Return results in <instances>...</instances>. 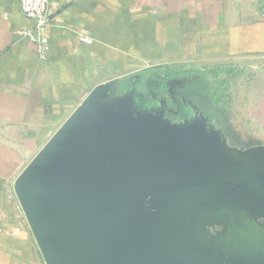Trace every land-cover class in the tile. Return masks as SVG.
<instances>
[{
  "label": "crops",
  "instance_id": "crops-1",
  "mask_svg": "<svg viewBox=\"0 0 264 264\" xmlns=\"http://www.w3.org/2000/svg\"><path fill=\"white\" fill-rule=\"evenodd\" d=\"M261 7V0L53 3L51 48L42 62L36 46L19 34L34 27L20 0H0V264H45L15 183L98 86L116 81L121 92L162 97L171 72L176 99L195 102L190 81L196 71L228 67L221 72L233 75L210 100H225L235 88V102L264 132Z\"/></svg>",
  "mask_w": 264,
  "mask_h": 264
},
{
  "label": "water",
  "instance_id": "water-1",
  "mask_svg": "<svg viewBox=\"0 0 264 264\" xmlns=\"http://www.w3.org/2000/svg\"><path fill=\"white\" fill-rule=\"evenodd\" d=\"M133 93L116 81L98 86L17 179L15 194L45 264H226L168 247L161 217L187 198L247 194L245 177L263 187L264 153L244 163L209 148V169L179 168L165 144L160 152L124 127L132 113L123 104ZM189 125L205 129L197 118ZM206 141L212 147L215 140Z\"/></svg>",
  "mask_w": 264,
  "mask_h": 264
},
{
  "label": "rangeland",
  "instance_id": "rangeland-1",
  "mask_svg": "<svg viewBox=\"0 0 264 264\" xmlns=\"http://www.w3.org/2000/svg\"><path fill=\"white\" fill-rule=\"evenodd\" d=\"M222 70L225 69L208 68L206 73L196 71L190 81L195 90V95L191 93L195 102L182 103L176 99L171 90V72L163 80L162 97H156L152 91L142 92L143 95L135 91L123 104L125 111L132 113L123 120L124 127L137 129L138 133L131 135L155 144L160 152L166 145V151L179 168L209 169L207 166L212 162L203 156L209 148L226 152L237 161L256 162L264 153V132L257 131L250 115L243 112L241 102H235V88L224 93L225 100H210L211 93L215 100L220 97L216 87L222 88L225 84L221 82L230 80L233 75ZM187 84L183 90L185 97L189 94ZM133 86L138 87L137 83ZM178 102L180 108H176ZM171 107L177 110H171ZM191 118L201 121L205 129L200 126L191 129ZM199 132L202 136L194 135ZM208 137L215 140L212 147L208 146L211 142L206 141ZM244 180L247 194L215 192L218 195H210V192L205 199L187 198L165 212L161 217V224H164L161 237L165 244L198 261L203 256H220L226 264L263 261L264 185L256 187L252 176Z\"/></svg>",
  "mask_w": 264,
  "mask_h": 264
},
{
  "label": "built area",
  "instance_id": "built-area-1",
  "mask_svg": "<svg viewBox=\"0 0 264 264\" xmlns=\"http://www.w3.org/2000/svg\"><path fill=\"white\" fill-rule=\"evenodd\" d=\"M262 1L261 15L264 18V0ZM70 0H20V8L23 15L34 22L32 29L22 30L21 37L32 42L37 49L39 59L46 62L51 48L49 30L51 26L50 10L53 3L68 4ZM81 41L92 44L93 40L82 37Z\"/></svg>",
  "mask_w": 264,
  "mask_h": 264
},
{
  "label": "flooded vegetation",
  "instance_id": "flooded-vegetation-1",
  "mask_svg": "<svg viewBox=\"0 0 264 264\" xmlns=\"http://www.w3.org/2000/svg\"><path fill=\"white\" fill-rule=\"evenodd\" d=\"M164 86L162 85V88H163ZM171 87H172V85H171ZM171 90H172V88H171ZM173 91V90H172ZM175 94H176V92L175 91H173ZM175 99V98H174ZM176 103V102H175ZM182 103H185V102H182ZM180 104H179V102H178V106L176 107V108H180L181 106H179ZM172 108V107H171ZM171 110H177V109H174V108H172Z\"/></svg>",
  "mask_w": 264,
  "mask_h": 264
}]
</instances>
